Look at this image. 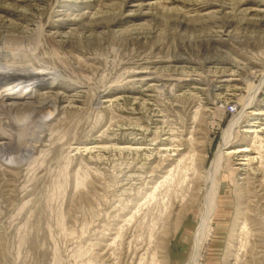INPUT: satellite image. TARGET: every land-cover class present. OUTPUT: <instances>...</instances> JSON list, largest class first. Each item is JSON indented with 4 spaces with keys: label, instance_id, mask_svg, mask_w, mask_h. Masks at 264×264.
<instances>
[{
    "label": "rangeland",
    "instance_id": "374dc122",
    "mask_svg": "<svg viewBox=\"0 0 264 264\" xmlns=\"http://www.w3.org/2000/svg\"><path fill=\"white\" fill-rule=\"evenodd\" d=\"M238 119L197 264H264V0H0V264H190Z\"/></svg>",
    "mask_w": 264,
    "mask_h": 264
},
{
    "label": "bare ground",
    "instance_id": "6f19581e",
    "mask_svg": "<svg viewBox=\"0 0 264 264\" xmlns=\"http://www.w3.org/2000/svg\"><path fill=\"white\" fill-rule=\"evenodd\" d=\"M257 92H255L253 94V96L251 97V99L249 100L247 106L252 105L256 99L257 96ZM241 118V117H240ZM240 121V119H238L236 122L234 121L227 133L225 134V142L223 147L219 150V152L217 153L216 159L213 162V165L211 167V170L208 173V177H207V190H208V209L203 217V222L201 223L199 230L197 231V240H196V246H195V251H194V255L192 258V261L190 264H197L200 254H201V248H202V244H203V240H205L204 238L207 237V232L210 228V221H211V217L212 214L216 208V196L218 193V183H217V176L219 175L221 168H222V162L224 160V153L226 152V148H228L230 142H231V138L233 136V131L235 130V126L236 124H238ZM209 233V232H208Z\"/></svg>",
    "mask_w": 264,
    "mask_h": 264
}]
</instances>
